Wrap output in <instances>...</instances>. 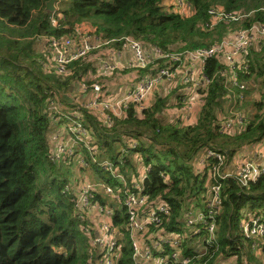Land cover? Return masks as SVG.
Segmentation results:
<instances>
[{"label": "trees", "instance_id": "16d2710c", "mask_svg": "<svg viewBox=\"0 0 264 264\" xmlns=\"http://www.w3.org/2000/svg\"><path fill=\"white\" fill-rule=\"evenodd\" d=\"M47 1L0 0V264H86L89 253L71 195L62 193L67 186L66 173L61 174V167L47 157L50 122L46 104L50 97L64 94L71 79L41 71L40 39L71 36L84 25L94 29V35L104 42L121 45L130 37L164 52H182L208 48L230 29L264 20V0H187L193 14L186 17L167 8L164 0H57L55 13L45 11ZM211 8L248 16L239 23L221 22L210 29L205 25ZM52 17L56 26L50 23ZM247 60L248 70L239 78L247 84L244 94L251 99L236 109L252 106L254 114L235 136L220 133L217 123L228 91L220 76L222 65L216 59L205 64L209 84L201 91L205 93L204 104L194 125L163 122L159 114L167 100L156 97L140 115L131 105L126 117L116 120L112 134H98L100 157L115 165L126 150L122 135L138 140L136 149L127 150L126 164L129 156L138 153L149 168L143 192L150 200H163L170 206L166 230L177 231L178 214L191 200L201 201L206 177L194 175L191 162L203 146L227 153L232 159L243 147L264 139V40L258 48L250 49ZM86 62L79 60L69 66L73 69L71 78L87 74L90 64ZM92 176L93 181L115 185L100 169ZM254 211L264 213V176L244 190L234 179L223 181L217 244L195 264L207 259V264H217L219 256H237V264H244L234 240L242 213ZM124 221L123 211L117 210L114 224L120 226ZM194 246L193 241H185L184 253L191 255ZM119 264H132L126 236Z\"/></svg>", "mask_w": 264, "mask_h": 264}, {"label": "built area", "instance_id": "2783aa9c", "mask_svg": "<svg viewBox=\"0 0 264 264\" xmlns=\"http://www.w3.org/2000/svg\"><path fill=\"white\" fill-rule=\"evenodd\" d=\"M172 11L183 16L193 14L191 3L187 0H168L166 5ZM264 11V9H262ZM205 27L210 29L223 22L239 23L248 15L226 13L221 9L211 8ZM56 26V18L50 19ZM98 39V38H97ZM264 40V20L246 28L230 29L218 42L208 48H199L182 52H164L157 46L144 44L126 37L123 46L132 52V61L128 67L145 70L127 90L119 94L108 90L100 81L87 78H71L73 69L69 67L79 60H86L95 48L91 35L75 30L66 37L40 39L39 65L41 71L62 80L71 79L69 85H75L78 92L88 96L85 101L67 103L55 95L48 99L46 114L50 122L47 133L48 159L55 165H64L74 171H92L100 169L112 179L114 187L103 181L76 174L74 182L67 184L62 193L71 195V202L76 208L80 229L89 244L86 264H119L122 257L125 236L131 249L132 264H195L205 256L208 249L217 244V216L221 212L222 182L234 179L240 190L248 189L264 176V158L241 159L234 165V171L226 170L230 162L227 153L203 146L191 162L194 175L206 177L204 193L198 204L191 200L175 220L178 230H166L170 223L171 209L163 200H150L143 192V182L149 168L141 155L135 153L138 165H127V150L136 149L138 140L122 135L126 150L115 165L108 159L101 158L98 134L110 135L116 120L126 117V112L133 105L140 115L148 108L146 102L156 88L163 83H177L180 90L190 95L182 102L183 119L191 123L190 112L193 107L200 110L204 104L206 87L209 79L204 74L208 60L216 59L221 65L220 76L228 94L224 95V109L217 114L219 131L235 136L245 128L248 120L244 110L236 106L246 100L245 82L240 73L248 70L247 56L251 48H258ZM107 45L113 41H101ZM106 74L114 73L113 63H101ZM89 117L95 126L89 120ZM199 117H197V120ZM145 138V137H143ZM130 157V156H129ZM135 167V168H134ZM137 167V168H136ZM137 169V171H136ZM166 181L167 178L163 177ZM100 196V199L98 197ZM102 198V202H101ZM122 210L124 224L115 225L114 216ZM97 219L93 222V219ZM236 249L244 264H254V259L264 263V213L261 211L243 212L237 227ZM156 236V239H153ZM152 240V241H151ZM185 241H199L191 255L184 253ZM217 247L215 248L216 251ZM212 255V254H211ZM237 256L224 258L219 256L217 264H237ZM235 259L236 262H229ZM210 259L205 260L207 264Z\"/></svg>", "mask_w": 264, "mask_h": 264}, {"label": "crops", "instance_id": "0c3cea01", "mask_svg": "<svg viewBox=\"0 0 264 264\" xmlns=\"http://www.w3.org/2000/svg\"><path fill=\"white\" fill-rule=\"evenodd\" d=\"M167 3L168 0L163 1V4L165 6L167 5ZM75 30L89 33L92 38V44L95 47L86 59V63L90 64V69L84 76L85 78L89 80H98L108 90L112 91L113 93L119 94L123 91H127L135 83V81H137L146 73L145 70H138L128 67L129 62L132 61V52L128 47L123 46V44L116 45L114 42L108 43L107 45H100V42L94 35V29L84 25H80ZM40 49L41 43H39L37 50L40 51ZM103 62L108 64L113 63L116 66L114 73L106 74V71H103V68L101 67V63ZM180 89L181 85H178L177 83L168 84L165 82L156 88L153 93V95L155 94L154 99L149 98V100L146 102V105L148 106V108L151 107L156 97H160L166 100L168 99L164 110L159 114V118L165 123H178L180 126H188L191 124H189L182 118L184 111L182 110L181 101H183L185 95L191 96L193 100L196 99V96L190 95V93H187L186 90L182 91ZM62 95H65V97L62 98L67 103H70L71 100L72 102L85 101L88 98V96L81 95L75 85H69L66 92ZM171 98L175 99L172 100ZM169 102H171V105H168ZM199 113L200 109L198 107H193V109L191 110V123L193 125L196 123V119L197 117H199ZM243 158H255L258 160L263 159L264 139L257 144L245 146L241 150H239L237 154L230 160L228 166L226 167V170L233 172L235 170L234 165H236L237 162ZM127 165H138L134 156H130V162ZM96 220V218L93 219V222H96ZM154 239H156V236H153L152 240Z\"/></svg>", "mask_w": 264, "mask_h": 264}, {"label": "rangeland", "instance_id": "374dc122", "mask_svg": "<svg viewBox=\"0 0 264 264\" xmlns=\"http://www.w3.org/2000/svg\"><path fill=\"white\" fill-rule=\"evenodd\" d=\"M245 87L247 88V84L245 83ZM246 88H245V90H246ZM155 95V94H154ZM154 95L151 97V99L153 98L154 99ZM252 96H255L256 98L258 97V95L257 94H252ZM172 100H174L175 98H171ZM246 99L248 100V97L246 96ZM251 99V96L249 97V100ZM168 100V99H167ZM248 100V101H249ZM168 105H171V102H169L168 103ZM240 109H242V110H244L246 113H247V115H248V118H251L252 116H253V114H254V110H253V107L252 106H248L247 108L245 107V105L244 106H242L241 105V107H240ZM223 110V109H222ZM232 109L230 108L227 112H226V108L222 111V113H223V115H227L230 111H231ZM115 147H119V145L118 144H115L114 145ZM57 166H59V167H61V169H60V173L62 174H65L66 173V175H65V177L67 178V184H69V183H73L74 182V179H75V177H76V174H79L80 176H82V177H84V176H86V177H88V178H94V176H92L93 175V173H92V171L90 170V171H83V170H79V171H74L73 173L71 172V170H69V169H67L64 165H57ZM92 176V177H91ZM198 243H199V241H193V245H198ZM229 262L231 263V262H236L235 261V259H231V260H229ZM260 262V263H259ZM254 264H264V263H262L260 260H255V262H254Z\"/></svg>", "mask_w": 264, "mask_h": 264}, {"label": "water", "instance_id": "95a60500", "mask_svg": "<svg viewBox=\"0 0 264 264\" xmlns=\"http://www.w3.org/2000/svg\"><path fill=\"white\" fill-rule=\"evenodd\" d=\"M57 0H48L45 3V11L48 13H55Z\"/></svg>", "mask_w": 264, "mask_h": 264}]
</instances>
